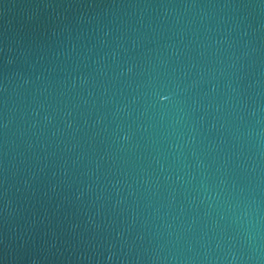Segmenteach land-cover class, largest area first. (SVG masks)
Listing matches in <instances>:
<instances>
[{
    "label": "water",
    "instance_id": "95a60500",
    "mask_svg": "<svg viewBox=\"0 0 264 264\" xmlns=\"http://www.w3.org/2000/svg\"><path fill=\"white\" fill-rule=\"evenodd\" d=\"M0 264H264V0H0Z\"/></svg>",
    "mask_w": 264,
    "mask_h": 264
}]
</instances>
